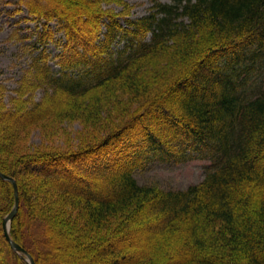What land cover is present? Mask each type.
<instances>
[{
  "label": "trees",
  "instance_id": "16d2710c",
  "mask_svg": "<svg viewBox=\"0 0 264 264\" xmlns=\"http://www.w3.org/2000/svg\"><path fill=\"white\" fill-rule=\"evenodd\" d=\"M72 1H17L42 28L9 103L0 83V171L20 197L11 237L36 264H264V0L156 2L137 18L124 0ZM111 2L124 9L104 7ZM75 119L102 134L22 149L32 127L53 135L49 124ZM186 148L215 159L199 183L137 180L151 151L179 161ZM36 162L46 164L41 183L23 168ZM14 205L13 184L0 177V264H28L3 229Z\"/></svg>",
  "mask_w": 264,
  "mask_h": 264
},
{
  "label": "rangeland",
  "instance_id": "374dc122",
  "mask_svg": "<svg viewBox=\"0 0 264 264\" xmlns=\"http://www.w3.org/2000/svg\"><path fill=\"white\" fill-rule=\"evenodd\" d=\"M17 1L18 0H0V83L6 87L4 96L5 102H8L9 98L15 94L14 90L18 87L20 79L30 65L32 45L36 40V30L42 28L41 23L32 20V16L29 15L27 8L18 4ZM124 1H126L131 8L129 16L131 18L148 15L155 9L154 5L156 2L173 3L172 0ZM79 2L81 1L73 0L71 5L81 7V3ZM104 7L112 8L116 12L124 9V6L117 2L105 4ZM126 18L127 17H120L123 25L125 24ZM51 27L56 29L58 27L57 22H52ZM56 36L57 38L61 37L62 32H57ZM150 36L151 33L148 37ZM124 44L125 39H118L114 47L116 49H122ZM46 48L47 52L50 53L49 63L52 69L58 72L60 66L57 64L58 60L56 56L60 53V48L54 42L48 43ZM43 92L42 89H38L36 92V99H40L43 96ZM178 95L179 93L170 96L169 101L172 103L176 102ZM11 118H13V121L17 117L11 116ZM54 123L55 122L49 124V126L54 125L53 127H55V131L57 130L53 135L46 134L47 131L42 129L41 126L32 127L28 130L22 138V149L28 150L29 152L43 151L44 149L49 148L63 149L83 144L92 139V137L100 136L102 134L100 128L91 130L89 125H83L76 119L64 121L62 125ZM46 126L47 125H44L43 127L46 129ZM145 152H148L147 148L145 149ZM4 155L8 158L13 156L12 154ZM149 155L150 158L147 154L146 164L137 168L134 174L141 184H155L164 189H186L191 184H196L202 181L207 172L212 170L215 166L214 158L198 156L197 153L192 152L187 148L182 154L185 158H182L179 161H176L174 158L167 159L161 152L153 154L151 151ZM45 166L46 164L42 162H36L25 163L23 168L35 172L33 174L36 176L35 179L38 181L37 183H41L40 180L44 179L37 177V174L43 170ZM57 195L56 198H59ZM60 200H63V198ZM57 201L61 204L59 200ZM58 202L52 200L50 205L59 210ZM56 214L58 218H60V214L57 212ZM150 228L151 227H148L144 230L136 231L133 234L125 235L120 240H126L130 237L142 239L145 232L149 231ZM25 239L27 241V246L34 248L35 240L28 237ZM66 250L67 252H73V246L67 247Z\"/></svg>",
  "mask_w": 264,
  "mask_h": 264
},
{
  "label": "water",
  "instance_id": "95a60500",
  "mask_svg": "<svg viewBox=\"0 0 264 264\" xmlns=\"http://www.w3.org/2000/svg\"><path fill=\"white\" fill-rule=\"evenodd\" d=\"M0 177L11 181L14 187V192H15V205L13 209L9 212V214L6 215L3 219V229H4L5 236L7 240L10 242L12 248L15 251H17L19 255L28 262V264H36V261L33 255L26 248H24L20 243L15 241L10 235V222L16 215L18 211V207H19V189H18L17 181L15 180L14 177L6 173H3L2 171H0Z\"/></svg>",
  "mask_w": 264,
  "mask_h": 264
}]
</instances>
